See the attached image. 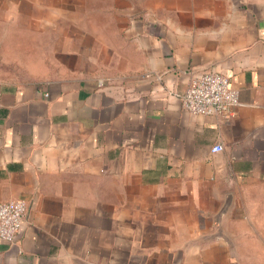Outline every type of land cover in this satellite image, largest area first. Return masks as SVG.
Wrapping results in <instances>:
<instances>
[{
    "label": "crops",
    "instance_id": "1",
    "mask_svg": "<svg viewBox=\"0 0 264 264\" xmlns=\"http://www.w3.org/2000/svg\"><path fill=\"white\" fill-rule=\"evenodd\" d=\"M209 71L227 120L181 108ZM14 199L0 264H264V0H0Z\"/></svg>",
    "mask_w": 264,
    "mask_h": 264
},
{
    "label": "built area",
    "instance_id": "2",
    "mask_svg": "<svg viewBox=\"0 0 264 264\" xmlns=\"http://www.w3.org/2000/svg\"><path fill=\"white\" fill-rule=\"evenodd\" d=\"M238 104V91L230 86L229 79L213 71L193 76L180 95L181 108L194 116H214L227 120ZM210 151L219 153L222 145L215 144ZM26 211L27 205L23 200L0 202V241L8 245L16 243Z\"/></svg>",
    "mask_w": 264,
    "mask_h": 264
}]
</instances>
